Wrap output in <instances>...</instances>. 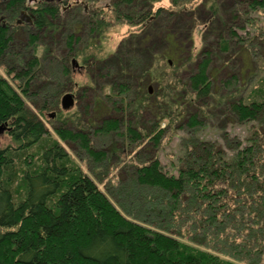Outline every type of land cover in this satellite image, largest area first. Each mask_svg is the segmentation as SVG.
<instances>
[{"label":"trees","instance_id":"16d2710c","mask_svg":"<svg viewBox=\"0 0 264 264\" xmlns=\"http://www.w3.org/2000/svg\"><path fill=\"white\" fill-rule=\"evenodd\" d=\"M95 1L0 0V68L7 76L0 74V126L11 128L9 134L18 145L0 150V264H260L264 29L255 26L253 34L229 29L227 35L221 34L217 48L205 46L186 58L183 44L176 45L174 36L168 35L167 49L154 55L148 46H153L149 33L162 24L166 28L169 21L177 22L193 0H169L170 8L161 4L163 0H111L94 9ZM216 2L204 4L211 17L221 19ZM248 2L250 11L264 13V0ZM70 10L72 14L77 10V15L66 17ZM21 16L27 19L19 20ZM121 22L139 32L131 33L128 45L115 55L106 56L107 31ZM248 24L254 27L251 21ZM222 25L227 27V21ZM232 44L241 45L234 57ZM260 48L263 52L257 54ZM242 57L241 68L228 66L227 76L214 67L217 62L225 68L229 58ZM74 61L79 69L94 73L99 86L95 91L100 92L94 102L100 116L119 110L136 114L155 107L170 125L181 120L196 129L213 125L220 116L232 125L250 124L242 139L225 132L226 149L196 134L194 140L187 139L177 174L165 172L156 157L136 168L141 185L161 189L175 199L167 216L183 219L175 213L176 204L184 201L186 208L202 210L197 223L209 224V234L195 235L190 244L182 239L184 235L175 237L131 220L74 165L58 141L79 142L90 151L89 136L74 133L68 125L82 123L78 112L65 116L59 109L66 83L72 84ZM148 80L157 83L156 92L146 88ZM34 109L44 114L60 112L54 128L57 140H48L50 132ZM175 112L178 119L171 115ZM118 121L104 120L101 132L130 135L133 141L146 137L155 145L164 138V129L152 132L146 125L141 129ZM32 149L40 151L35 154ZM93 155L106 157L103 152ZM252 238L259 243L251 242Z\"/></svg>","mask_w":264,"mask_h":264},{"label":"rangeland","instance_id":"374dc122","mask_svg":"<svg viewBox=\"0 0 264 264\" xmlns=\"http://www.w3.org/2000/svg\"><path fill=\"white\" fill-rule=\"evenodd\" d=\"M109 1L111 2V0H96L94 5L92 4L91 6H93L94 9L103 7L105 4L110 3ZM205 1L206 0L191 1L189 3L191 4L190 9L185 12L186 15H183L177 20V22L169 21L167 22L168 24L166 23V28L162 24L160 25V30L156 28L154 31H151L148 37L151 38L153 46H148L151 48L152 54L157 55L167 49L168 44L164 42V38L168 35L169 37L174 36L175 41L177 42L176 45L183 44V52L186 58L191 53L196 56L205 46L217 48L221 34L223 36V32L226 33L229 29H238L241 34L246 31H250V33L253 34V32H255V26L264 29V13L250 11L248 1L251 0H246V2H244L245 0H217L216 5L221 14V19L218 17H211L208 5L206 6L204 4ZM76 2L80 3L84 2V0H69V3L71 4ZM161 2L162 5L170 8L169 0H163ZM69 13L70 14L66 15V17H69L70 15L75 17L78 12L76 10V12L72 14V10H70ZM25 14L29 16L28 13ZM18 19L25 21L27 18L26 16H21ZM223 20L227 21V27H224V24L222 25ZM248 21H251L254 24V27L250 26ZM29 22L30 20L28 23ZM117 24L116 26L113 25L114 27L107 31V37L103 44L106 56L115 55L122 45H128L127 39L131 33L139 32L138 28L129 27L126 23L121 22L118 25ZM225 35H227V33ZM263 38L261 37L262 41H264ZM232 45L234 57L240 52L241 45ZM257 52V54H261L263 49L260 48ZM40 53L41 49L39 51V54ZM241 59L234 58L232 61L231 58H229V62L226 63L225 68H221L220 64L217 62L214 64V67H216V70L223 69L221 71V76H227L228 73L231 74V71L228 70V66L233 65L236 70L241 68L243 57ZM114 62L115 61L112 59L109 61V63L112 64ZM12 64L13 63H9L8 66H11ZM0 74L6 76L5 71L1 68ZM185 76H187V74ZM71 77L72 84L66 83L64 93L60 96L59 109L60 112H62V115L65 114V116H67L68 113L73 114L78 112V119H80V122L82 123L76 125L73 122H69L68 125L74 133L89 136L90 151L83 147L81 148L79 142H65L58 138L54 128L58 127L56 119L59 117V111L52 110L50 112H45L44 114L38 113L37 110L34 109L36 115L44 122L50 132V139L48 140H57L58 138L59 143L67 153H69L73 163H75L74 165L88 174L113 204L131 220L147 227L164 229L174 234L175 237H177V234L184 235V238H182V236L180 238L186 240L190 244H194L193 238H195V235L201 232L202 234H209L212 230V228L209 227V224H206V226L205 222H202V220L197 223L198 219H201L197 216H203L202 210L195 212L193 211L194 207L190 209L186 208V202L184 201H182L183 203L178 202L176 204L178 205V208L176 209L179 211L175 213L177 214L180 212L183 215V219H180L177 215L167 216V211H171L174 208L175 199H170L166 192L161 189L141 185L137 180L136 168L138 165L142 166L147 164L150 159L156 157L160 160L165 172L168 174H177V167H180L181 159L183 160L184 158L183 150L185 145L183 142L188 141L189 139L194 140L193 138H195L194 135L196 134L199 139L210 141L215 140L226 149L227 142L224 138L225 132L226 134L229 133L231 137L238 136L242 139L246 135L250 124L244 125L237 123L232 125L227 123L226 120H223L220 116L217 117V119H214L215 123L212 122L213 125L208 123L206 126H200L196 129L187 126V124L181 123V120L180 122L175 121L173 125H170L168 120H162L161 115H159V110L155 107L139 111L136 114H132L128 110H119L115 112L112 111L108 115L101 114L100 116V112L98 114L96 111L94 102L95 99L100 98V92L95 91V89H99V86L96 82L93 71L91 70L90 72V70L88 71L84 68L79 69L77 67L73 70ZM53 79L55 80L56 78ZM9 82H12L11 77L9 78ZM101 83H104L103 79L101 80ZM147 84L149 85L146 86V88H152V93L153 91H157V83H149L148 80ZM40 90L42 93L45 92L44 87ZM69 92L74 94L76 98L74 106L65 110L62 108L61 100L63 96ZM171 115L173 118L175 117V119H178V112L172 113ZM110 118L120 120L121 124L123 121L128 122L132 127L141 129L145 128L146 125L148 130L150 131L151 129L152 132L159 130L162 131V129H164V138H162L159 145H155L152 140H148L146 137H142L140 141H133L130 135L126 138L122 133L116 134L114 132L111 134H103L100 130L103 126V121ZM7 147L16 148L18 145L14 142L8 132L0 133V150L6 149ZM31 151L38 154L40 149L37 151L32 149ZM102 152L105 154V158L100 159L93 155L95 153L99 155ZM169 227H171L170 230H168ZM202 234L199 235L200 238H202ZM243 238L240 237V240ZM250 240L253 243L254 241L257 242L256 238L255 240L254 238ZM261 257L260 264H264V252Z\"/></svg>","mask_w":264,"mask_h":264},{"label":"water","instance_id":"95a60500","mask_svg":"<svg viewBox=\"0 0 264 264\" xmlns=\"http://www.w3.org/2000/svg\"><path fill=\"white\" fill-rule=\"evenodd\" d=\"M74 65L76 68L78 67V63L76 61H74ZM149 92L152 93V88H149ZM75 98L76 97L74 96V94L70 92L64 95L61 100L62 108L65 110L72 108L74 106ZM10 129L11 128L7 124L1 125L0 133H3L5 130H8L10 132Z\"/></svg>","mask_w":264,"mask_h":264},{"label":"flooded vegetation","instance_id":"af4514ba","mask_svg":"<svg viewBox=\"0 0 264 264\" xmlns=\"http://www.w3.org/2000/svg\"><path fill=\"white\" fill-rule=\"evenodd\" d=\"M11 130V129H10ZM4 132H8L9 133V131L8 130H5Z\"/></svg>","mask_w":264,"mask_h":264}]
</instances>
